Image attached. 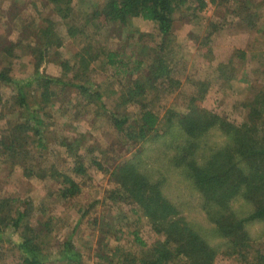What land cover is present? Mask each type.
<instances>
[{
	"label": "trees",
	"instance_id": "trees-1",
	"mask_svg": "<svg viewBox=\"0 0 264 264\" xmlns=\"http://www.w3.org/2000/svg\"><path fill=\"white\" fill-rule=\"evenodd\" d=\"M71 4L72 0H47L63 23L70 17ZM207 5L206 0H104L93 11L99 30L122 31L131 20H141L154 26L159 45L154 49L133 45L126 50L133 40L130 33L120 49H111L92 45L87 37L72 61L51 60L60 69L59 76L36 69L34 76L18 79L11 76L10 68H0V118L7 103L18 114L6 125V136L0 130V160L19 167L26 179L54 178L56 185L39 205L31 197L0 198V260L8 250L14 264H89L86 258L93 264H215L221 255L235 264H264L262 251L253 248L264 241V83L252 85L255 94L241 104L240 123L202 106L209 86L206 80L188 79L191 89L183 112L163 106L160 98L182 86L173 75L167 49L176 13L185 14V20ZM42 24L37 32L42 49L32 52L38 67L48 51L62 44L57 33L60 24L52 18ZM219 27L214 26L213 32ZM64 29L69 38L82 32L67 23ZM136 32L141 42L144 35ZM21 43L20 37L1 38L0 52L13 57ZM102 57L105 72L115 79L112 109L104 101L102 84L92 77L93 63ZM67 88L85 105H99L105 111L112 129L136 147L132 157L109 166L104 151L86 142L80 145L79 138L72 143L63 140L59 147L70 155L66 169L38 166V158L49 152L51 102ZM30 97H35L34 103ZM134 105L140 110L132 118L125 108ZM91 171L108 175L112 182L101 200L94 199L78 211L82 213L75 228L85 218L93 235L98 232L95 246L84 254L75 247L73 232L52 251L44 240L55 219L46 211L52 203L66 205L80 199ZM124 206L127 211L122 212ZM99 207L102 212L97 213ZM113 209L120 215L116 220L108 217ZM145 226L156 236L151 243L143 239ZM126 239L127 249L119 244Z\"/></svg>",
	"mask_w": 264,
	"mask_h": 264
},
{
	"label": "rangeland",
	"instance_id": "rangeland-1",
	"mask_svg": "<svg viewBox=\"0 0 264 264\" xmlns=\"http://www.w3.org/2000/svg\"><path fill=\"white\" fill-rule=\"evenodd\" d=\"M103 1L72 0L71 14L66 23L78 26L82 32L79 31L75 38H69L64 29L66 23L60 22L47 5V0H0V39L16 41L20 37L22 41L13 57L8 58L0 52V68H10L11 76L18 79L34 76L36 69L42 74L59 76L60 69L51 60L57 58L59 62L72 61L74 55L88 42L87 37L90 38L92 45L111 49H120L125 43L123 39L130 33H134L133 40L128 42L126 50L133 48V45H145L153 49L159 45L160 40L154 26L141 20H131L122 31L106 27L99 30V25L94 23L92 17L93 11L99 8ZM206 1L207 8L200 14L197 12L196 16L190 12L184 20L185 14L175 15L167 49L170 50L169 63L173 75L182 86L172 93H163L160 98L163 100V106L175 107L176 111L183 112L191 89L188 79L191 77L206 80L209 86L202 106L217 109L222 115L240 123L243 117L241 104L248 102L255 94L252 85L257 83L262 86L264 83V0ZM45 18H52L57 25L60 24L57 33L62 44L48 51L38 67V57L34 55V51L42 49V40L39 39L37 32ZM214 26H220L219 30L214 29L213 32ZM28 31H33V35L27 36ZM136 31L144 35L141 42H137ZM34 34H37V37ZM152 52L149 56H153ZM241 52L245 53L243 58ZM103 62L102 57L93 63L92 77L96 79L95 82L102 84L104 101L112 109L116 96L112 93L116 89L115 79L105 72ZM31 91H35V88L33 87ZM31 98L30 101L34 103L35 97ZM85 103L76 92L68 88L65 92H58L51 102L48 119L50 128L47 134L49 152L43 158H38V166L42 170H49L52 166L59 170L66 169L70 155L66 156L62 153L64 149H59L63 146L61 145L63 140L72 143L80 138L82 141L77 140L80 145L84 142L97 145L99 150L104 151L109 166L122 164L134 155L136 147L132 146L133 143L129 145L125 138L112 129L108 116L104 114L105 111L99 105L89 107ZM139 110L140 108L135 105L125 108L132 118L138 115ZM16 112L14 106L6 104L0 118L2 134L7 133L6 125L16 119L18 115ZM49 180L26 179L19 167H10L0 160V198L8 194L22 199L31 197L36 205H39L44 202L46 192L56 186L54 178ZM85 181L80 199L66 205L52 203L46 211V216L55 219L52 220L50 234L44 240L52 246V251L67 241L73 232L72 241L84 254L88 253L89 247L95 246L98 232L93 235L92 225L88 224L85 218L80 220L75 228L82 213L78 211L85 210L88 203L94 199L101 200L104 191L110 188L112 182L108 175L95 171H91L90 178ZM126 208L124 206L122 212L127 211ZM113 210L108 217L111 215L116 220L120 215L117 209ZM96 212H102V208H97ZM142 231L146 242L151 243L156 238L148 227L145 226ZM126 240L120 241L119 244L127 249L129 242ZM253 248L260 249L264 254V241L255 243ZM86 259L87 263L93 264L91 259ZM14 261L13 253L7 250L0 264H14ZM215 264L235 262L221 255L217 256Z\"/></svg>",
	"mask_w": 264,
	"mask_h": 264
}]
</instances>
